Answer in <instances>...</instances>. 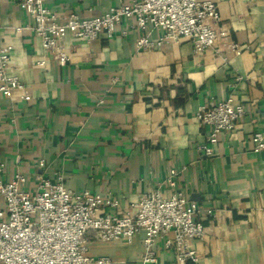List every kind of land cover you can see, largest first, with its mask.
Returning a JSON list of instances; mask_svg holds the SVG:
<instances>
[{
	"label": "crops",
	"instance_id": "crops-1",
	"mask_svg": "<svg viewBox=\"0 0 264 264\" xmlns=\"http://www.w3.org/2000/svg\"><path fill=\"white\" fill-rule=\"evenodd\" d=\"M20 1L0 0V48L11 47L8 74L24 84L10 97L0 94L2 179L22 174L35 190L39 173L61 177L74 192L118 198V207L104 208L112 213L131 211L157 189L165 196L182 190L199 205L198 219L206 226L204 238L192 242L197 264H264V150L251 141L264 129V0H214L228 35L202 53L188 40L137 50L136 40L146 32L123 19L110 38L64 37L65 65L39 36L16 31L32 23ZM131 1L46 4L64 19L91 18ZM160 34L151 31L152 37ZM232 44L249 49L237 54ZM229 96L247 113L205 156L199 146L206 144L207 130L196 113ZM172 170L175 187L168 183ZM90 239L94 257L142 264V234L131 243ZM147 264L177 263L158 243L157 262Z\"/></svg>",
	"mask_w": 264,
	"mask_h": 264
},
{
	"label": "built area",
	"instance_id": "built-area-1",
	"mask_svg": "<svg viewBox=\"0 0 264 264\" xmlns=\"http://www.w3.org/2000/svg\"><path fill=\"white\" fill-rule=\"evenodd\" d=\"M19 6L32 23L18 26L16 31L39 36L44 49L55 53L61 65L69 61L60 44L64 37L92 41L105 33L110 38L123 19H132V27L146 32L137 38V50L188 40L196 53H202L228 35L227 28L220 25L219 6L214 0H132L91 18L71 14L64 19L47 6L46 0H21ZM154 29L160 30L158 37H152ZM231 48L237 54L249 49L239 44ZM10 56V46L0 48V94L5 97L24 89L18 78L8 74ZM246 113V106L236 103L232 96L200 107L196 119L207 130L206 144L199 146L202 154L212 156L220 135L234 129ZM251 141L255 150H264V129L255 131ZM38 163L45 167L43 159ZM2 172L0 164V264H109L108 257L90 254L91 234L99 241L127 243L142 234V264L157 262L158 243L177 264L199 261L192 242L204 238L206 226L198 219L199 205L182 190L165 196L157 189L142 195L131 205V211L112 213L104 208L118 207L116 197L74 192L61 177L51 180L41 173L32 190L24 175L4 181ZM175 174L172 170L168 177L174 187ZM207 215L213 216V211L208 210Z\"/></svg>",
	"mask_w": 264,
	"mask_h": 264
}]
</instances>
